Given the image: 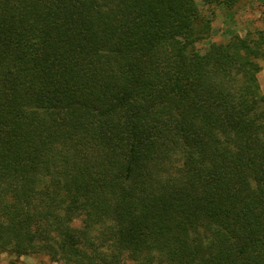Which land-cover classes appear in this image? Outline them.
Instances as JSON below:
<instances>
[{
	"label": "trees",
	"instance_id": "1",
	"mask_svg": "<svg viewBox=\"0 0 264 264\" xmlns=\"http://www.w3.org/2000/svg\"><path fill=\"white\" fill-rule=\"evenodd\" d=\"M212 30L197 0H0V253L264 264V34Z\"/></svg>",
	"mask_w": 264,
	"mask_h": 264
},
{
	"label": "rangeland",
	"instance_id": "2",
	"mask_svg": "<svg viewBox=\"0 0 264 264\" xmlns=\"http://www.w3.org/2000/svg\"><path fill=\"white\" fill-rule=\"evenodd\" d=\"M228 1V0H223ZM224 4V5H223ZM222 5H206L197 0L198 8L212 19L211 36L199 42L197 48L201 52L209 49L212 43L227 42L234 34L245 36L259 31L264 34V0H233ZM258 78L264 92V60ZM79 224V220L76 221ZM0 264H64L52 261L47 255L16 256L0 253Z\"/></svg>",
	"mask_w": 264,
	"mask_h": 264
}]
</instances>
